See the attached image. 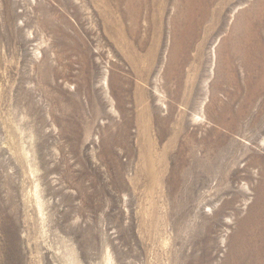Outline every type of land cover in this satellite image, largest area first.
<instances>
[{
  "label": "rangeland",
  "instance_id": "obj_1",
  "mask_svg": "<svg viewBox=\"0 0 264 264\" xmlns=\"http://www.w3.org/2000/svg\"><path fill=\"white\" fill-rule=\"evenodd\" d=\"M164 1L0 0V264H226L263 237L264 145L213 102L264 120V0L203 43Z\"/></svg>",
  "mask_w": 264,
  "mask_h": 264
},
{
  "label": "bare ground",
  "instance_id": "obj_2",
  "mask_svg": "<svg viewBox=\"0 0 264 264\" xmlns=\"http://www.w3.org/2000/svg\"><path fill=\"white\" fill-rule=\"evenodd\" d=\"M150 1H152V2H150L151 6H152V4H153V2H155V0H150ZM167 1L168 0H165L163 5H160L159 10L161 11V13H160L161 15L167 11V7H166ZM194 1H198L199 4L203 5L198 10V12L196 10H194L195 8L193 6H195V5L192 3ZM240 1L241 0H187V2H188L187 8H192L193 9V10L190 9V13H189L190 15H192V17L189 19L190 23L191 24H193L195 22L199 23V25L200 24L202 25V29H204L203 35L201 36L202 41L200 40L201 41L200 43L205 42V40L209 36H211L212 30H214L216 27H220L223 23L226 22V20L228 18L227 13L231 11V7L233 5H235L236 3L240 2ZM147 2L149 3V1H147ZM257 3L258 4H262L263 2L261 3V2L258 1ZM178 10H180V9H178ZM178 10H177V7H176L175 8V12L177 13ZM180 12H181V10H180ZM254 12H255V9L254 8H250V9L245 10L242 13V16H244L246 22H248L250 20V18H253V17H250V15L251 14L253 15ZM260 16H261V14H260ZM160 18H161V16H160ZM254 20H256V19H254ZM262 20H263V18H262ZM246 27L248 28V31L256 30V28L252 24L251 25L247 24ZM238 28H239L238 25L234 26L233 32L236 31ZM191 31H193V30H191ZM256 35L258 36V34H256ZM245 37L247 38L249 36L246 34ZM257 39H258V37H256V40ZM230 42L232 43V40H230ZM245 66L249 67L250 65H248V62H247L245 64ZM262 78L263 79L261 81V88L264 89V74L262 75ZM262 82H263V84H262ZM250 89H252V88H250ZM258 93L260 94V92H258ZM215 100H216V97H214V101ZM217 101H218V99H217ZM217 101L213 102V105L215 106V108H214L215 111L213 110L215 112V114H213V115L215 116L214 120L217 123L222 125L227 130V132H229L231 134L240 135L242 132L247 130V131L251 132V138H252L253 142L254 141H258V145H264V137H262V135L264 133V120L263 119H261V118L260 119H256L255 123L252 124L250 122V119L248 118V115L250 114V111L249 110L241 111L242 112V113L240 112L241 114L235 113L234 109L231 107L232 106V104L230 102L231 100H229V99H226V102L225 101L223 102V105H225L224 106L225 107L224 110L220 111V112H217V107L215 105ZM253 105H254V103H253ZM249 108H251V107H249ZM262 108H264V107H262ZM262 111H264V110H262ZM257 116H258V114H257ZM194 119L201 121L202 116L195 115ZM210 130L214 134L217 133L215 131V129H213V128H211ZM242 141H240V142L242 143ZM228 145H231V146H234V145L242 146L241 144L233 142L232 140H229ZM216 146H217V148H219L220 144L218 143ZM245 150H248V148H245ZM260 160H262L261 157L259 159H257V160H252L251 163L255 164V163L259 162ZM262 208H263L262 210L264 212V206ZM225 263L226 264H264V235H263V237H261L259 239L258 242H256V240H253V239H248V238H243L242 237L237 242V244L233 245L232 248L230 249V252L228 253V255L226 257Z\"/></svg>",
  "mask_w": 264,
  "mask_h": 264
}]
</instances>
